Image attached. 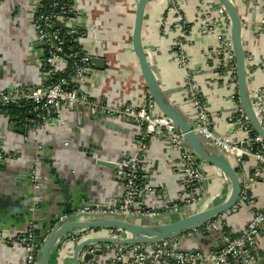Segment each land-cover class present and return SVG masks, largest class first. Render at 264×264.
<instances>
[{"label": "built area", "instance_id": "2783aa9c", "mask_svg": "<svg viewBox=\"0 0 264 264\" xmlns=\"http://www.w3.org/2000/svg\"><path fill=\"white\" fill-rule=\"evenodd\" d=\"M33 1L36 3V8L30 14L27 23L34 34L35 42L40 46L41 58L38 60V64L43 67L45 81L35 87L14 84L0 92V108L29 107L27 117L21 120L16 118L18 120L14 121L15 119L11 120L8 116L0 113V177L3 174H7L8 177L12 174L15 180L27 179L31 188L34 191H39L44 180L41 173V162L46 144L44 133L51 125L66 126V115L76 107H81L82 112H87L91 117L132 121L138 128V138L133 153L127 154L126 161L118 164L119 168L126 169L125 172L123 171V179H125L123 205L118 211L114 210L111 213L154 216L162 212H177L181 208L197 204L205 194L204 178L201 173L203 166L182 143L181 135L173 132L172 123L155 111L154 103L148 96L145 97L141 105L131 103L118 106H108L91 97L83 89V85L94 69L91 59L95 56L85 52L81 44L83 41L79 27L81 18L76 16L77 13L73 5L67 0H48L47 5H43V0ZM199 1L200 5L204 4L203 0ZM3 2L4 0H0V8ZM166 5L167 13L173 19V31L178 34L173 51L174 60L182 72L181 88L186 94V102L194 108L199 119V123L193 128V131L225 154L232 155L236 163L240 165L241 157L246 153L242 149L241 143L229 142V139L218 138L210 132V115L204 102L200 99L199 88L194 84L195 75L189 66L187 54V48L191 44L194 33L215 39L217 48L208 55L204 54L205 59L211 61L216 58L218 60L217 74L223 77L230 73L231 77H228V82L235 85V61L230 40L231 26L225 9L216 1L211 0L208 4L205 1L202 7L207 11L201 13L200 23L196 29H193L184 13V5L179 0H167ZM236 5L240 17H242V8L243 11L245 8H249L251 11V19L247 22L249 23L248 32L256 36L263 35L264 22H256V9L259 5L264 8V0H239ZM252 15L256 19L255 22L252 20ZM252 24H255V29L251 31ZM63 31L76 45L75 50L72 49L68 55L64 53L66 40L62 34ZM78 55H80L79 58ZM67 61L71 63L69 67L65 63ZM255 94L252 93V95ZM231 99L236 100L234 92ZM255 113L260 122L264 124V107L259 100L255 105ZM11 123L26 133L18 134L10 130L8 126ZM229 124L231 126L240 124L242 131L246 134L245 142L248 143V146L254 144L256 147L254 151L246 153L256 162L257 166L252 173L243 177L239 197L243 205L251 208L250 220L238 235L235 237L223 236L225 245L220 249L208 252L184 250L181 248L180 238L155 243L149 249L136 245L116 246L112 252L104 253L98 257L95 256V252L102 251L108 246L92 245L81 252L80 264H82V258L85 255L93 256L92 264H259L261 253L257 239L264 240V209L252 208L253 201L248 188H252L264 173V144L256 135L249 136L251 129L239 106L229 119ZM152 141H162L166 150L176 153L178 157L175 169L179 175L181 190L168 208L159 211L148 210L145 207L139 208L144 204L143 197L167 190L161 181L151 183L149 176L144 174L140 167V162L144 159ZM28 148L31 149L30 152H26ZM90 150H84L85 155L87 153L91 155ZM99 158L100 156L95 154V159ZM20 168H22L21 174L19 171L14 174ZM27 169L28 171L25 173L24 171ZM145 177L149 178L148 182L143 180ZM35 209L36 205L31 211L33 212ZM90 212L86 206L79 213L83 215ZM221 222V218L217 217L207 223L202 230L188 231L181 238H190L203 231L221 232ZM35 230L33 220H29L24 229L15 233H5L0 228V244L20 247L24 254V264H36L42 243L51 229L46 231L45 237L41 240L37 238ZM106 235L116 238L121 233L107 231ZM79 237L74 236L66 239L55 253H58L66 243L78 241Z\"/></svg>", "mask_w": 264, "mask_h": 264}, {"label": "crops", "instance_id": "0c3cea01", "mask_svg": "<svg viewBox=\"0 0 264 264\" xmlns=\"http://www.w3.org/2000/svg\"><path fill=\"white\" fill-rule=\"evenodd\" d=\"M73 5L76 16L81 18L79 27L82 32L84 51L93 54L103 61L102 69L92 70L83 85L91 97L110 106L124 104L141 105L146 97L144 82L140 76L137 60L132 51L131 35L134 24V7L137 0H67ZM184 5V13L189 25L196 29L199 25L204 4L199 0H179ZM201 1V2H203ZM167 0H152L144 13L142 26V44L152 65L157 67V74L165 90L176 89L171 94V100L181 104L184 115L193 116V110L185 107L184 94L181 90L182 72L174 60L173 46L178 36L173 31V19L167 13ZM33 0H4L0 8V92L8 86L21 85L35 87L45 81L42 66L38 64L40 46L34 40V34L29 29L27 20L35 10ZM249 8L241 11L244 23L251 19ZM257 23L264 22V8L256 9ZM243 23V22H242ZM245 52L247 59V82L251 93L264 92V34L260 36L244 32ZM217 48L215 39L195 34L187 48L189 66L198 69L194 83L200 89L206 110L210 115L211 127L219 136L228 137L232 142H241L245 134L240 129H234L229 119L238 108L237 101L231 99L233 86L220 77L216 71L218 60L205 59L204 54H210ZM256 93V94H257ZM264 107V97L262 99ZM67 125L57 127L51 125L44 133L45 155L51 159L54 169L62 175L69 174L67 182L76 186L78 192H83L91 201L102 203L113 195L119 194L121 185L113 177V172L103 169L86 157L84 150L90 146L97 148L106 160H113L120 155L133 153L138 138V128L127 121L114 118L91 117L87 112H70L66 115ZM27 147V145H25ZM31 147V146H30ZM21 150V149H20ZM31 149L28 148L30 152ZM24 152V153H26ZM177 154L166 150L162 141H152L145 154L142 170L148 175L151 183H164L167 196L175 200L181 188L179 175L176 172ZM257 164L251 158L244 163L245 173H252ZM205 175L211 180L209 190L220 189L227 195L225 184L219 177H213L214 170L203 166ZM14 175L3 174L0 177V209L10 216L17 213L21 207L19 199L23 187L21 181ZM44 196L41 198L48 213L59 210L50 193V176L46 175ZM220 186V187H218ZM223 194V195H224ZM253 206L257 210L264 209V173L250 192ZM56 196V195H55ZM152 204L160 205L153 199ZM18 206V207H16ZM19 209V210H18ZM250 210L247 205L229 216L227 225L230 235H238L250 220ZM14 220L18 217L14 215ZM12 218V219H13ZM12 221V220H11ZM224 224V223H223ZM205 247H212L216 235L208 233L203 237ZM259 251L264 252V240L257 239ZM192 238L181 241V248H196L199 246ZM23 251L18 246L0 244V264H24ZM54 257H57L55 255ZM49 264H72L71 254H62L53 258Z\"/></svg>", "mask_w": 264, "mask_h": 264}, {"label": "water", "instance_id": "95a60500", "mask_svg": "<svg viewBox=\"0 0 264 264\" xmlns=\"http://www.w3.org/2000/svg\"><path fill=\"white\" fill-rule=\"evenodd\" d=\"M152 0H137L134 7V24L131 35L132 51L137 60L140 76L144 82L146 96H148L154 103L155 111L167 118L174 126L173 132L181 135L182 143L186 146L191 154H193L196 160L202 164L214 170L212 176L219 177L227 187V195L222 190H209L211 180L208 179L205 173L201 169L202 176L204 178V192L205 194L198 201L197 204L181 208L177 212H162L157 215H116L111 211H118L123 205V186L125 179H123L126 169L119 168L118 164L126 161V155H120L113 160H106L102 154L98 152L97 148L90 146V153L86 154L93 164L96 166L108 169L113 172V177L121 185L120 193L113 195L108 201L97 203L91 201L83 192H78L76 186L67 182L69 174L64 172V175L60 174L57 169H54V165L51 159H48L43 152V159L41 162V173L44 178L42 187L39 191H34L27 179H22L23 187L20 190L21 207L19 211L9 215L7 212L0 209V228L7 232L15 233L20 229L26 227L29 220H33L35 223V233L41 231H48L47 237L44 239L36 264H49L53 258L58 259L62 254H71L72 264H80L81 252L92 245H107L108 248H103L102 251H96L95 256H101L104 253H110L116 246L131 245L145 246L147 249L155 243L162 241L175 240L180 238L181 241L189 238L182 239L181 236L188 231L202 230L203 227L220 217L221 232H209L203 231L194 235L192 240H196L200 243L196 248H188L185 250H198V251H212L222 248L225 243L223 236H226L223 232V223L227 227L229 222V216H232L235 212L242 208L243 204L240 202L239 197L242 190L243 177L248 176L245 173L243 166L245 162H248L250 157L246 154L255 150V145L248 146L245 139L241 142V147L246 151L241 157V163L238 165L232 155H227L222 152L218 147L211 145L209 142L203 140L198 133L193 131V128L199 123L197 113L194 108L186 102L187 97L184 94V100L182 104L185 107H190L193 110L194 117L184 115L181 110V104H176L171 100V94L176 89L165 90L162 81L157 74V67L152 65L150 59L147 56V51L142 44V26L143 17L148 4ZM225 9V12L230 20V40L232 44L233 56L235 61V77L236 83L231 87L236 94V101L240 109L242 110L246 121L248 122L251 132L261 139L264 144V124L260 122L256 113L255 105L257 100L263 104L264 92L252 95L248 88L247 82V59L244 45V32H248L249 23H244V20L240 17L237 8V1L239 0H213ZM206 3H210L207 2ZM203 11H207L203 9ZM252 20L255 22L254 15ZM243 22V23H242ZM255 29V24L251 25V31ZM78 58L80 55L77 56ZM92 66L96 69H102L103 61L97 57L91 59ZM191 68V67H190ZM193 74L198 75V69L192 70ZM230 73L223 78L226 82L229 81ZM195 84V83H194ZM232 84V83H231ZM196 85V84H195ZM182 90V89H181ZM200 90V89H199ZM200 99L202 95L200 92ZM204 102V101H203ZM205 104V103H204ZM206 107V105H205ZM72 112H82L81 107H76ZM18 119H15L16 121ZM134 124L132 121H127ZM234 129H241L240 124L233 125ZM8 128L15 131L18 134L26 133L22 129L16 128L11 123ZM210 132L218 138L228 139V137L219 136L213 131L212 127ZM243 132V131H242ZM244 133V132H243ZM229 142H232L229 139ZM236 143V142H233ZM87 152V151H86ZM95 154L100 156L99 159H95ZM130 154V153H129ZM144 159L140 162V167H143ZM31 163L29 164V166ZM21 169L19 171L21 174ZM28 171L25 170L26 173ZM124 171V172H123ZM23 172V171H22ZM46 175H49L51 180L50 193H54V200L59 199L56 202L59 210L54 213H48L46 211L45 204L41 201L44 196L43 192L44 182L47 181ZM10 179V176L8 177ZM149 178H144L145 182H148ZM1 185V183H0ZM220 187V186H218ZM254 186L248 188L250 193ZM224 194V195H223ZM159 200L160 205L152 204L151 200ZM144 204L139 208L145 207L148 210L159 211L166 209L170 206L172 200L167 196V191L158 192L156 194L149 195L142 198ZM36 205V209L32 212L31 209ZM90 209V213L80 214L79 212L84 207ZM18 207V206H16ZM131 210V209H130ZM96 211V212H94ZM14 215L18 218L14 220ZM13 218V219H12ZM63 220L60 221V219ZM12 220V221H11ZM107 231H115L121 233L116 238L106 235ZM87 233V234H86ZM216 235V241L212 247H205V241L203 239L207 234ZM74 236H80L79 240L66 243L58 253H55L60 244L66 239L73 238ZM230 236V235H228ZM182 249H184L182 247ZM57 255V257H54ZM92 255H85L82 258V264H92ZM259 264H264V252L261 254V260Z\"/></svg>", "mask_w": 264, "mask_h": 264}, {"label": "trees", "instance_id": "16d2710c", "mask_svg": "<svg viewBox=\"0 0 264 264\" xmlns=\"http://www.w3.org/2000/svg\"><path fill=\"white\" fill-rule=\"evenodd\" d=\"M64 3L67 2V1H63ZM48 3V0H43V5H47ZM64 34V37H65V40H66V43H65V46H64V53L65 54H69L70 51L73 49L75 50V43H73V41L71 40V38L67 35H65V31H63ZM66 65L69 67L71 65V63L69 61L65 62ZM29 110V107H24V108H17V107H2L0 108V113L8 116L11 120L12 119H16V118H19L20 120L24 117H27V112ZM250 137H253L254 136V133L253 132H250L249 134ZM223 232L227 235H230L229 234V231H228V228L225 226V224H223ZM46 235V232L45 231H41L40 233H36V236L38 239H43V237H45ZM232 237H235L236 235H230Z\"/></svg>", "mask_w": 264, "mask_h": 264}]
</instances>
